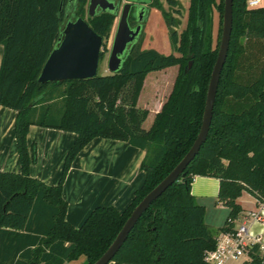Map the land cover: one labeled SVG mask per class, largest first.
<instances>
[{
    "label": "trees",
    "instance_id": "1",
    "mask_svg": "<svg viewBox=\"0 0 264 264\" xmlns=\"http://www.w3.org/2000/svg\"><path fill=\"white\" fill-rule=\"evenodd\" d=\"M87 1L0 0V105L15 111L20 167L18 172L0 170V264H64L80 257L82 264L94 263L134 206L188 151L200 129L219 47L223 0H190L180 33L179 1L167 0V9L161 0H143L141 27L150 6L160 9L178 55L140 49V32L116 72L38 83L40 69L68 18L82 17L104 40L109 37L116 14L99 11L90 17ZM232 8L229 48L206 140L183 174L142 213L112 264H208L204 254L215 247L216 235L231 231L243 211L237 201L242 192L264 197V6L247 8L246 0H233ZM214 11L219 20L213 46ZM129 22L134 24L132 15ZM102 46L106 48V42ZM174 65L178 71L171 91L144 129L148 111L137 106L144 78ZM30 125L75 134L56 184H45L29 173L36 154L35 145L28 147L26 140ZM96 137L144 150L139 165L144 181L122 210L95 206L74 227L65 220L62 183L73 159ZM195 175L219 181L216 203L229 211L218 228L205 223V208L191 193ZM248 256L242 264H262L258 244L249 247Z\"/></svg>",
    "mask_w": 264,
    "mask_h": 264
},
{
    "label": "crops",
    "instance_id": "2",
    "mask_svg": "<svg viewBox=\"0 0 264 264\" xmlns=\"http://www.w3.org/2000/svg\"><path fill=\"white\" fill-rule=\"evenodd\" d=\"M261 2L259 6H262ZM1 55L0 45V60ZM177 71L178 66L160 102L150 101L162 89L156 78L150 79L149 92L142 93L150 72L145 76L137 99V106L148 111L142 122L144 129L149 128L155 114L170 93ZM148 94L150 100L146 103L143 98ZM14 119L15 111L0 105L1 171L18 172L20 169L13 129ZM74 138L73 132L30 125L26 136L27 144L28 147L35 145L36 148L35 158L29 167L30 175L48 185L58 183L65 155ZM143 156L144 150L122 140L96 137L89 141L71 162L62 183V196L67 203L65 220L72 226L78 227L95 206L112 205L119 210L127 206L135 190L144 181V173L139 169ZM218 187L219 181L214 177L195 175L191 182L192 195L196 202L205 208V223L213 228L223 225L229 211L226 206L216 203ZM237 201L243 209L253 207V203L244 206L241 196ZM82 262L83 258L80 257L66 261L64 264H82Z\"/></svg>",
    "mask_w": 264,
    "mask_h": 264
},
{
    "label": "water",
    "instance_id": "3",
    "mask_svg": "<svg viewBox=\"0 0 264 264\" xmlns=\"http://www.w3.org/2000/svg\"><path fill=\"white\" fill-rule=\"evenodd\" d=\"M133 3L130 0L120 5L119 0H88L86 11L92 17L99 11H110L116 14L117 22L107 57V69L116 72L123 61L128 47L141 32L138 23L131 27L128 22ZM233 0H223L221 35L215 62L213 64L206 90L202 120L198 134L192 145L179 162L134 206L121 229L108 245L102 255L92 264H112L111 259L125 241L128 233L142 213L169 185L180 175L189 162L198 153L206 140L212 119L217 85L225 62L232 30ZM143 9L138 11V22L141 21ZM103 37L96 33L82 17L68 18L60 28L59 36L48 54L37 77L38 83H55L65 80H82L97 75Z\"/></svg>",
    "mask_w": 264,
    "mask_h": 264
},
{
    "label": "rangeland",
    "instance_id": "4",
    "mask_svg": "<svg viewBox=\"0 0 264 264\" xmlns=\"http://www.w3.org/2000/svg\"><path fill=\"white\" fill-rule=\"evenodd\" d=\"M177 1L180 2L181 12H182L180 16V24L178 26V33H180L186 24L187 9H188L190 0H177ZM161 3L164 5L165 8L170 9L169 5L167 4V0H161ZM261 5L264 6V0H262ZM175 7H179V6H175ZM84 17L86 18V14H84ZM213 19H214V22H213V27H212V45L214 46L216 43V38H217L218 20H219L217 11H214ZM116 22H117V18H115L112 24L109 37L106 40L103 39V42H106V48H103V46L101 45L102 58L99 62V67H98V72H97L98 74L110 73L107 69V57H108V53L111 47L112 38L115 32ZM139 47L140 49H154L161 54L173 53L175 55H178L177 51L173 48L170 42L169 35H168V28L163 18V15L160 9H158L155 6H150L148 9L146 20L143 23V27H142V31L140 35ZM175 69H176V66H169L165 69L152 71L148 74L145 80V84H144L145 89L142 93L147 94L149 92L150 79L156 78L157 83L158 84L160 83L159 86L162 89L160 92L156 93V96L151 100H150L149 94L144 96L143 99L145 100L146 103H148V100L152 102L161 101V96L164 93L165 89L167 88L168 84L170 83L175 73ZM241 200L244 206L251 205L252 203V197L247 192H242ZM208 221L209 220H207V222ZM248 260H249V256H243L238 259L229 261L228 264H242L243 262L248 261Z\"/></svg>",
    "mask_w": 264,
    "mask_h": 264
},
{
    "label": "built area",
    "instance_id": "5",
    "mask_svg": "<svg viewBox=\"0 0 264 264\" xmlns=\"http://www.w3.org/2000/svg\"><path fill=\"white\" fill-rule=\"evenodd\" d=\"M260 2L261 0H246V6L256 8ZM252 203V208L243 209L235 219L231 231H222L216 235L215 247L204 254L206 263L228 264L231 260L248 256L249 247L258 244L264 264V197H252Z\"/></svg>",
    "mask_w": 264,
    "mask_h": 264
},
{
    "label": "flooded vegetation",
    "instance_id": "6",
    "mask_svg": "<svg viewBox=\"0 0 264 264\" xmlns=\"http://www.w3.org/2000/svg\"><path fill=\"white\" fill-rule=\"evenodd\" d=\"M126 1H127V0H122V1L120 2V5H121L122 3H124V2H126ZM130 1H132L133 5H132V7H131V10H130L129 16L132 15V16L134 17V24H133V25L130 24V22H129V17H128V22H129V25H130L131 27H135L138 23H140V25H141V21H142L143 16H144L145 4H144V1H143V0H130ZM140 8L143 9V13H142V15H141V18H142L141 21L138 22L137 18H138V11L140 10ZM141 29H142V27H141Z\"/></svg>",
    "mask_w": 264,
    "mask_h": 264
}]
</instances>
